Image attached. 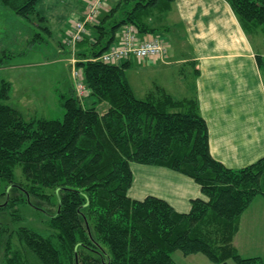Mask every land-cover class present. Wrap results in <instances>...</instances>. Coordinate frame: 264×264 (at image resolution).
Segmentation results:
<instances>
[{"label": "trees", "instance_id": "16d2710c", "mask_svg": "<svg viewBox=\"0 0 264 264\" xmlns=\"http://www.w3.org/2000/svg\"><path fill=\"white\" fill-rule=\"evenodd\" d=\"M39 1L0 0V7L42 21ZM173 1L114 0L87 26L74 55L91 93L80 98L70 85L58 92L62 118L24 113L10 102L11 82L1 79L0 185H7L1 207L20 199L49 219L46 234L28 226L12 231L1 221L4 264H177L176 250L201 253L216 264H264L262 257L242 256L234 244L242 214L258 195L264 197V156L243 167L225 166L210 152L196 94L175 98L154 83L140 97L125 74L130 60H97L126 24L140 34L161 32ZM226 1L246 34L259 28L264 33V0ZM35 35L44 41L40 32ZM7 62L0 58V65ZM263 63L261 58L264 79ZM132 162L190 176L203 197L191 199L187 212L156 196L133 199ZM18 166L25 183L16 181Z\"/></svg>", "mask_w": 264, "mask_h": 264}, {"label": "crops", "instance_id": "0c3cea01", "mask_svg": "<svg viewBox=\"0 0 264 264\" xmlns=\"http://www.w3.org/2000/svg\"><path fill=\"white\" fill-rule=\"evenodd\" d=\"M87 1L81 0L76 9L71 10L77 19L85 13ZM113 1L106 0L105 9ZM38 11L39 17H43L40 20L47 21L42 11ZM164 16L165 26L161 31L171 36L168 49L175 55L184 47L177 59L186 58L184 53L189 51L195 64L194 73L198 71L193 76V91L208 125L212 156L231 168L243 167L264 156V79L259 67L264 55L252 44L230 4L226 0H174ZM65 22L60 28L62 40L56 42L58 54L65 52L62 44L74 20ZM48 28L51 36V28ZM122 31L123 27L117 32L116 42L121 39ZM146 35L141 33L139 37ZM45 62L48 64V60ZM0 66L18 65L7 62ZM60 91L53 86L54 96L61 105ZM131 170L133 181L128 195L133 199L156 196L166 200L176 211L187 212L191 199L203 197L200 185L193 178L168 167L132 162ZM256 198L242 214L239 230L243 217L264 214V199L258 201L261 207H253ZM173 254L184 264H207L201 253L184 255L176 250ZM173 254L174 261L180 264Z\"/></svg>", "mask_w": 264, "mask_h": 264}, {"label": "rangeland", "instance_id": "374dc122", "mask_svg": "<svg viewBox=\"0 0 264 264\" xmlns=\"http://www.w3.org/2000/svg\"><path fill=\"white\" fill-rule=\"evenodd\" d=\"M80 1L40 0L37 8L47 17L48 22L38 21L36 18L25 19L10 9L0 7V58L8 61L10 65H18L17 67L0 66V78H5L12 83L10 102L24 113H32L37 117L62 118L63 108L54 96L53 86H56L57 91H65L70 83L76 90L77 81L74 80L70 72L71 65L69 63L74 48L67 44L64 46L63 43L62 46H64L63 50L65 52L58 54L56 42L62 40L59 34L61 26L63 27L66 24L65 20L77 19V15L71 10H75L77 3H80ZM39 22L42 27L45 24L51 28V36L44 29L36 26ZM36 32L42 34L45 38L44 41H37ZM156 35L167 46L164 56L159 59H139L136 57L128 59L131 63L125 74L135 93L143 97L148 89L153 88L154 83H159L175 98L194 95L193 76L195 64L191 60L190 52L186 51L184 53L187 56L186 58L177 59L179 52L185 50L184 47H180L174 55L173 50L168 49V38L171 39V36L162 31L157 32ZM34 38L36 43L32 49L31 44H33L32 40ZM250 38L259 53L264 55V33L262 30L259 28L255 34L250 35ZM58 59L62 61L57 62ZM46 60H48V64H46ZM76 63L77 61L75 65ZM82 76L84 82V75L82 74ZM86 87L89 91L88 96L91 89L89 86ZM88 99L90 98L88 97ZM98 108L101 112L106 110L103 103ZM34 111L36 113L33 114ZM15 172L16 181L25 183L19 166ZM6 187L7 185L4 183L0 185V222L7 223L12 231L19 226H28L43 234L48 233L49 219L45 216L43 210L38 209L36 206L19 199L15 204H10L9 207H1L2 204H5ZM46 192L51 191L47 189ZM9 195L13 198L20 196L17 192H12V194L10 192ZM260 199H264V197L258 195L253 207L260 206L258 204ZM43 207L48 208L45 204ZM251 217H243L241 229L236 234L234 242L242 256L264 258V214H256ZM11 241L15 247H19L16 233L13 234ZM174 258L180 264H184L183 260L178 258L176 254ZM1 259H4V257H1L0 253V264H4ZM205 259L204 262L207 264H216L206 256ZM5 264H7L6 261ZM34 264L37 263L34 262ZM228 264H234V262L229 260Z\"/></svg>", "mask_w": 264, "mask_h": 264}, {"label": "built area", "instance_id": "2783aa9c", "mask_svg": "<svg viewBox=\"0 0 264 264\" xmlns=\"http://www.w3.org/2000/svg\"><path fill=\"white\" fill-rule=\"evenodd\" d=\"M103 3L104 0H88L84 16L74 21L73 27L67 35L66 41L68 45L74 48L76 43L82 39L86 33L87 24L96 21L103 8ZM122 32L121 39L104 51L98 57L99 60L114 64L130 57L157 59L165 55L166 45L158 36H149L140 40L132 24L125 25ZM72 61L74 62L75 59L73 58ZM72 76L77 81V95L80 98L86 96L89 91L83 82L82 70L73 67Z\"/></svg>", "mask_w": 264, "mask_h": 264}, {"label": "bare ground", "instance_id": "6f19581e", "mask_svg": "<svg viewBox=\"0 0 264 264\" xmlns=\"http://www.w3.org/2000/svg\"><path fill=\"white\" fill-rule=\"evenodd\" d=\"M83 37H84V36H83ZM83 37H82V38H83Z\"/></svg>", "mask_w": 264, "mask_h": 264}]
</instances>
